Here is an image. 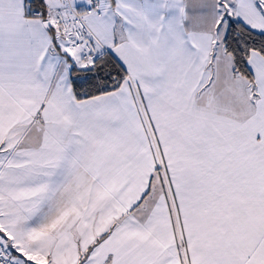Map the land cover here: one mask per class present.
I'll return each mask as SVG.
<instances>
[{"label":"snow or ice","instance_id":"snow-or-ice-1","mask_svg":"<svg viewBox=\"0 0 264 264\" xmlns=\"http://www.w3.org/2000/svg\"><path fill=\"white\" fill-rule=\"evenodd\" d=\"M0 264H264V0H0Z\"/></svg>","mask_w":264,"mask_h":264}]
</instances>
